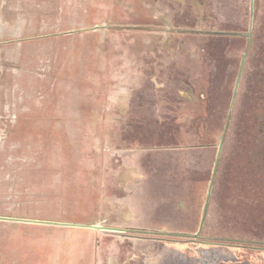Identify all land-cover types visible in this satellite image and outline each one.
Wrapping results in <instances>:
<instances>
[{
	"label": "rangeland",
	"instance_id": "374dc122",
	"mask_svg": "<svg viewBox=\"0 0 264 264\" xmlns=\"http://www.w3.org/2000/svg\"><path fill=\"white\" fill-rule=\"evenodd\" d=\"M135 165L169 220H112ZM92 230L154 238L131 264H264V0H0V264Z\"/></svg>",
	"mask_w": 264,
	"mask_h": 264
},
{
	"label": "crops",
	"instance_id": "0c3cea01",
	"mask_svg": "<svg viewBox=\"0 0 264 264\" xmlns=\"http://www.w3.org/2000/svg\"><path fill=\"white\" fill-rule=\"evenodd\" d=\"M125 96H122L123 99L119 104L123 107L122 113L126 111V105L129 104L128 94H125ZM113 102L116 103L117 101ZM160 102L162 103L161 100H158V104ZM118 114L120 115L113 116L112 122H127L124 114ZM110 127L119 128L125 127V125L112 124ZM137 155L136 157H141V155ZM113 173L116 177L121 173L123 179L119 180L121 183L110 186L111 192L114 193H119V190L122 189L120 190L122 191L121 206L111 205L112 208H110L113 212L112 220H123L121 217L123 214L128 217V220H163L166 218L169 220L167 214L171 210L168 209L163 214L161 207L155 204L156 200L160 202L163 199L162 192L159 189L161 184H157L161 180L157 175L150 173L148 170L147 172L143 171V169L137 168L136 165L121 171H113ZM112 199H115L114 196H112ZM111 206L109 205L108 208ZM87 228L85 227V229ZM112 233L92 230L84 233L64 234L62 238H65V241L69 236L68 247L64 250L65 254L62 256V260L58 261V264H131L130 261H132L134 253L143 250L147 247L146 245L154 241L133 235H127V237L125 235V238H119V235L115 237ZM115 239H121V242ZM120 245L122 248H119ZM119 258H121L122 263Z\"/></svg>",
	"mask_w": 264,
	"mask_h": 264
},
{
	"label": "flooded vegetation",
	"instance_id": "af4514ba",
	"mask_svg": "<svg viewBox=\"0 0 264 264\" xmlns=\"http://www.w3.org/2000/svg\"><path fill=\"white\" fill-rule=\"evenodd\" d=\"M200 233L196 235H193L192 238H186L185 240H183L184 243H188V242H193V243H200L202 245H207L208 246H228V247H236V246H247V245H244L245 242H241V241H233L234 243L233 244H230L229 242H227L226 240H215L214 239V242H211L210 240L208 239H205V238H202V241L199 240L200 238ZM148 237H151L150 235H148ZM148 237H145V236H142L141 238H144V239H148V240H153L154 238H148ZM161 241H170V239H161ZM174 241V240H172ZM178 243V242H177ZM262 247L264 248V246L261 244H255V243H251L250 246H247V247Z\"/></svg>",
	"mask_w": 264,
	"mask_h": 264
},
{
	"label": "water",
	"instance_id": "95a60500",
	"mask_svg": "<svg viewBox=\"0 0 264 264\" xmlns=\"http://www.w3.org/2000/svg\"><path fill=\"white\" fill-rule=\"evenodd\" d=\"M225 129H226V128H225ZM223 135H224V132H223ZM223 135H222V136H223ZM204 214H205V209H204ZM203 219H204V215H203ZM202 223H203V222H202ZM94 228H95V227H94ZM96 228H97V227H96Z\"/></svg>",
	"mask_w": 264,
	"mask_h": 264
},
{
	"label": "trees",
	"instance_id": "16d2710c",
	"mask_svg": "<svg viewBox=\"0 0 264 264\" xmlns=\"http://www.w3.org/2000/svg\"><path fill=\"white\" fill-rule=\"evenodd\" d=\"M200 146H204V145L202 144V145H200Z\"/></svg>",
	"mask_w": 264,
	"mask_h": 264
}]
</instances>
